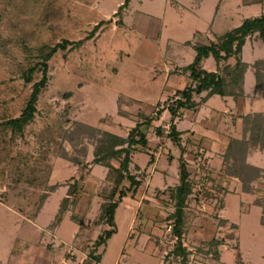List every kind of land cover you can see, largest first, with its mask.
Returning a JSON list of instances; mask_svg holds the SVG:
<instances>
[{"label": "rangeland", "instance_id": "obj_1", "mask_svg": "<svg viewBox=\"0 0 264 264\" xmlns=\"http://www.w3.org/2000/svg\"><path fill=\"white\" fill-rule=\"evenodd\" d=\"M124 2L0 0V264H183L172 254L178 240L170 189L182 169L181 148L168 136L172 123L182 132L193 185L182 237L188 264H264V130L253 135L251 123L245 125L249 113L264 121L254 67L264 58V41L252 36L244 45V98L205 99L203 92L194 95V109L174 118L167 109L190 82L184 68L194 45L217 42L260 16L264 0H131L120 9ZM64 40L66 48L49 61L35 118L22 133L5 128L2 122L22 114L42 77L38 71L27 83L23 71L41 47ZM202 67L216 71L217 63L210 57ZM138 123L148 145L133 153L129 170L141 185L133 193L123 180L116 232L95 247L111 228L101 219L109 168L94 162L98 138L104 131L127 137ZM232 139L245 141V161L262 169L250 192L228 172Z\"/></svg>", "mask_w": 264, "mask_h": 264}, {"label": "trees", "instance_id": "obj_2", "mask_svg": "<svg viewBox=\"0 0 264 264\" xmlns=\"http://www.w3.org/2000/svg\"><path fill=\"white\" fill-rule=\"evenodd\" d=\"M130 1L125 0L120 6V9L129 6ZM252 36H258V38L264 41V12L260 16L246 18L240 26L217 37V42L211 41L210 43H198L194 45L196 55L193 61L184 68V71L189 73L188 77L190 78V82L183 89L176 91L173 101L167 106L172 118L176 117L181 109H194L199 105L194 100L195 94L200 95L203 92H208L205 99L216 94L222 97H233L235 99L245 97L244 80L249 63L243 60L242 53L247 38ZM67 44L68 41L64 40L62 43H57L54 46H43L39 49V54L35 57L37 59L36 62L23 71V77L27 83L33 81L34 74L38 71L42 72V77L33 84L32 93L22 114L19 117L7 119L2 122L5 128H11L14 133H22L26 126L35 118L39 97L47 87L50 79L49 61L60 49H65ZM187 44H190V42ZM210 57H213L217 63L216 71H210L202 67L204 60ZM231 58L236 59L234 65L228 62ZM222 62H225L224 66H222ZM254 67L256 70V85L262 89L264 94V58L258 59L254 63ZM158 104L160 105V102ZM159 112L162 111L159 110ZM260 114L249 113L245 115L246 128L248 130V126L251 123L254 132L253 135L264 130V121L263 119L261 120ZM150 120L151 118L147 117L146 121L150 122ZM158 133L161 136L163 135L160 128H158ZM181 135L182 132L177 129L176 124L172 123L168 136L181 148L180 161L182 169L179 184L170 189V197L175 207L174 212L170 215V219L173 221L172 233L178 240L172 250V254L175 257H181L183 264H188L190 251L184 246L182 237L185 227V208L189 196L192 193L193 185L190 180V171L187 169V162L184 159L185 147L181 145ZM146 145H148V139L146 134L140 131L139 123L131 130L127 137H122L107 131L100 134L94 151V162L109 168L107 176L109 183L102 193L105 202L102 205L101 219L109 224L111 228L99 235L95 247L105 244L116 232L115 213L119 204L127 194L120 187L123 180L129 179L131 181L129 190H133V193L141 185V180L130 173L129 167L132 162L133 153L140 151L139 147ZM247 150L248 145L245 141L232 139L225 155V160L229 165V174L239 177L243 181L245 191L250 192L252 189L250 187L251 181L261 177L262 169L254 167L245 161ZM113 159L119 160V166L113 165ZM76 190L77 185L73 184L69 190V195L73 194ZM69 202V196L63 199L57 216V222L63 220L68 211ZM261 222L264 224V209ZM214 243L216 246L221 244L219 241H215ZM91 254L94 255L93 251H91ZM95 260L101 262V256H95Z\"/></svg>", "mask_w": 264, "mask_h": 264}, {"label": "crops", "instance_id": "obj_3", "mask_svg": "<svg viewBox=\"0 0 264 264\" xmlns=\"http://www.w3.org/2000/svg\"><path fill=\"white\" fill-rule=\"evenodd\" d=\"M130 2H131V1H130ZM129 5H130V4H129ZM205 24L210 25L209 23H205ZM195 55H196V54H195ZM194 57H195V56H194ZM207 60H209V58L205 59V60H204V63H205ZM204 63H203V64H204ZM216 95H217V94H216ZM213 96H214V95H213ZM211 97H212V96H211ZM135 99H136V98H135Z\"/></svg>", "mask_w": 264, "mask_h": 264}]
</instances>
